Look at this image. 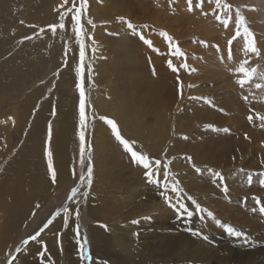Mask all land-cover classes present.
Segmentation results:
<instances>
[{
  "label": "rangeland",
  "instance_id": "rangeland-1",
  "mask_svg": "<svg viewBox=\"0 0 264 264\" xmlns=\"http://www.w3.org/2000/svg\"><path fill=\"white\" fill-rule=\"evenodd\" d=\"M56 1L57 0H53V3H50V0H47V2H45V4H50V5H54L55 3L52 17L50 15L48 20L44 22L42 21H32L31 23L23 22L24 25L27 26L28 28V30L25 32L26 35L18 36L15 27L12 28L11 26L8 27V29L5 28L4 31L1 30L2 33L3 32L4 33L0 39V58L6 56L5 54L7 52H11V50L16 49V47L19 48L18 46L19 44L22 43L24 44L26 42H33L35 39H41V38L47 40V41L44 40L45 43L38 50L39 60H40L39 64L37 66L34 65V67H32V70H30L29 72V76L25 78L24 83L20 86L19 89L17 88L15 91H13V93L10 92L6 93L7 94L6 102L4 103L3 106L1 105V108L4 110L3 112L6 114V116H10L12 105L17 104L21 96L23 97V95L32 92L35 88L40 89V96L34 99L28 117L22 123L23 125L21 126L22 127L21 134L17 135V133L16 134L12 133V137H13L12 145L8 150V154L4 159L3 164H5L12 157L17 146L22 143L25 132L30 126L31 118L33 117L34 113L39 107L41 100H43L46 97H49L50 93L55 90L62 98H65L66 100L67 99L74 100L75 125L71 133L70 142H72V144H71L69 156L71 159V166L73 168L75 177L77 178V182L74 185L70 186V191H71L73 187H77L78 184L80 183L79 176L84 174L85 165L89 160V153L87 151L84 153L85 164L82 165L81 157H80V141L77 135V132L79 131V110H78L79 91L76 87L77 76L75 72V69L79 64V45L76 41V36L71 27L70 16L66 18L65 29H57L56 33L53 34L49 28V25L59 23V13L71 7L72 0L70 1L67 0V3H65V0L63 1L60 0L58 2ZM94 1L98 5V10L101 8L105 9L107 7H110L111 8L110 15L112 16V18L110 17L97 18L99 15L98 11L97 10L94 11L91 9V2L94 3ZM135 1L138 2V0H134L133 1L134 3L131 2V0H121V3L118 2L114 4L111 0H97V1L87 0L88 3L87 13L86 15L81 17V24L84 28V32L86 33V35L81 36V39L84 41L86 45V55L84 60L85 70L82 73V84L85 90L86 101L88 104V107L86 108L88 119H87V128L85 129V135H86V142L91 145L90 159L93 166V177H92L93 182L91 186H87V182H86V186L83 185L84 188L82 187L80 189L79 193L80 192L81 193L77 195L74 198V200H68L67 197L70 193L67 192L68 188L54 195L52 199L48 202V204H46V208H44L46 209V211L43 210L37 215L36 218L30 219L27 223L28 226L26 225L23 228L22 233H20L19 235H17L18 233L15 231L17 233L16 235L18 240L17 242L14 243V246L11 250V254L8 258L14 259L15 258L14 256H17L19 253L27 254L28 250H26L25 247L31 241L29 237L35 235L36 232L40 231V229L44 227V225L48 222V220L53 217L54 213L56 212H60V214L63 213L62 209L66 207L65 206L66 203H69L70 206L74 208L73 215L76 216V212L77 211L79 212V217L76 220V224L80 225L81 240L86 238L88 241L87 250H88V254L90 255L89 250L90 251L92 250L91 248L92 241L89 236V230H90L89 224L91 225V223L94 222L95 220L94 218L93 219L90 217L87 218L88 213L86 208L88 206V197L87 195H84V193L87 192L88 194V192L91 189L94 190L100 188L102 190V193L100 195L101 197L100 196L99 197L106 202V206H109V208L106 209L108 212L106 213V215L109 216V222H106V224L110 228H112V231L116 233V235L126 237L125 225H132L133 223H131V221L133 220L129 219V222L121 221L122 219L120 215L121 212L117 211L118 209L117 207H122V206H118L119 203L115 199L114 202H112V200H109L114 198V196L109 197V195L107 194L109 191H111L112 188H114L118 192L116 196L119 195L124 196L125 194H130V196L126 195L129 203L135 201V199L138 198L136 194L140 193L141 189L147 185L148 187L153 188L154 191L153 193L151 192L152 194L151 198L154 199V197L159 196L158 201L162 200V203L164 204L163 205L161 203L162 207L163 208L164 206L165 208L167 207L166 210H164L165 208L162 209L161 207H159L160 211L157 215L158 218L156 219L162 225L164 224H166V226L171 225L173 227L172 229H174L176 224L177 227L175 228V231L177 232L176 234L178 236L181 237V235L184 234L183 235L184 239L191 240L192 238V240L199 241L200 244L196 249H203L202 251L203 253H206L208 251L212 256L218 257L219 260L230 261L229 258L237 256L239 257V261H237L236 263L249 262V264H254L256 262L253 261L255 259H258L260 261V258H262L264 253V249H263L264 246L262 247L260 245V244L264 245V236L263 239L258 238V231L263 229L262 232L264 234V227H262L264 226V216H261L256 212L255 214L249 212L243 214L241 217L242 220L248 221L250 218L254 220L252 226L249 227L247 224L237 223L232 221L230 217L224 213L222 208L219 207L215 208L214 206L216 204L218 205L216 197L223 199L227 202L232 201L233 195L235 194L234 192L236 191L232 189L233 187H231L233 181H236L237 183V191H236L238 193L237 196L241 198V201L237 202V206L239 204L242 207H246V208L249 207L250 211L253 212L252 208L256 207L253 197H258L260 199L264 198V191L258 192V187L263 188L259 184V179L262 178L260 174L264 173V165L263 166L261 165L263 164L261 162H264V154H263L264 126H262L259 120H254L253 122H249L247 119V117L252 113L258 112L260 114H264L261 113L264 112V99H263L264 94L262 93L264 89H260L261 90L260 91L255 87L257 83L264 84V80L262 82V80L260 79L261 69H259V65L260 66L264 65V51L262 46V43L264 44V23L261 24V22L258 19V17L260 18L264 17V12L261 13L260 7H257V4L260 5V3L261 6L264 7V3H263L264 0H256V6H254L255 5L254 1L249 2V4L243 5L245 3L241 2L240 0H222V2L228 3L232 6V11L230 13L232 19L229 22L228 28H225L219 21H217L215 19V15L220 14L222 18H228V17L225 16L222 11L217 10V12H214L213 9L215 8V4L209 3V0H203L201 8H196L195 6H193L192 11L188 10L187 0H160V1L143 0V2L147 1L148 6L152 10L156 12L158 11L161 12V17H160L161 19L166 18V16L172 19L175 18L174 19L175 21L173 23L174 24L173 31L175 35L181 34V36H183L182 38H176V36L173 33H169L162 28L156 29L154 23H151L148 20L137 21V16H136L137 14L134 10L136 8ZM76 2L78 6L79 0H76ZM196 2H200V0H193L194 4ZM56 3L59 5H57ZM156 3L159 5V7L157 6ZM61 5H63V7H61ZM24 8H27L25 7V0H15L13 7L4 9V13H3L4 18L15 19L14 24L17 27L20 24H23L21 23V21H23V19H21V15L24 13L23 12ZM237 8L240 10L241 15L244 16L246 26L253 34L255 45L260 53L259 56H256L255 54L252 53H249L247 56L243 54L244 41H243V37L241 36L238 37L237 40L233 41V44L231 46L232 59H228V54H229L228 40L231 39V37L235 34V30H236L235 12ZM251 13L253 15H256V26L258 24V27H260L262 31L259 34L255 29L254 22H252L249 17ZM54 14L57 16H55ZM118 17H124L126 20L130 21L136 27L137 32H143L144 33V34L142 33L143 36L145 38L147 37L146 39L152 41V47L150 48L147 45H145L142 42V40L139 38V36L135 35L132 32V30H129L125 26V24H122L117 19ZM89 20L93 22L95 27H93L92 24L88 23ZM218 23L220 24V26L218 25ZM230 24L232 25L231 29H230ZM118 25L120 26V30H121L119 32H117L115 30L116 28H114L117 27ZM41 29H43V31H41ZM113 30L115 31L113 32ZM162 31L167 32L168 35H170L173 38L175 44L178 45L180 50L185 54L183 57L177 59L175 56L171 55L169 52V44H167L165 41H164L165 43L163 44L165 48H163V50L162 47L159 48V46H157L158 38L159 40L162 39L161 38L162 36L159 35V33ZM184 32L187 34H185ZM25 37H31V38L25 39ZM89 37H91V39H89ZM121 38L125 40L123 42L126 45L125 47L128 46L126 50L122 48V46H120L119 40H121ZM163 40L165 39L163 38ZM201 41L205 42L207 46H205V44H201ZM145 46L148 48L149 54ZM128 48L129 49L131 48L130 49L131 51H129ZM134 52H135V57L132 56L134 55ZM241 54H243V58ZM167 56L169 57L168 58L169 60L170 59L172 60L173 65L178 68V71L175 72V74L179 72L177 80L179 82V85L183 86L181 99L182 100L185 98L186 99L183 100L184 104L177 110H174L175 108L174 106L177 103H179L178 98H176V100L172 105L168 104V107L171 108L174 107V108L170 111L171 113V115H169L170 117L167 115L170 124L166 136L169 140L168 142L164 143L166 148L164 150H161L162 148L160 149V147L155 146L153 143L159 142V140L158 141L155 140L156 138H160L159 136L162 133V129L159 126V124H156V121L154 120L155 117L152 116L150 112H148L149 111L148 102L150 101V104L152 103L153 105V104H157L158 101L165 99L166 97L163 94L165 93L163 92V88L164 89L166 88L165 90H169L170 93L172 94L175 93V91L180 92L178 91L180 87L176 88L174 82H170L168 80V83L165 84L166 82L165 78H167L166 76L161 75L162 76L161 81H164L163 87L159 86L160 82L157 83L152 82L154 80L155 75L153 74L154 69L152 67L151 60L153 61L158 59L159 63H161L163 62V57H167ZM242 59L243 60L247 59L249 62L247 67L248 68L250 67L249 69L251 68L257 69V73L253 77L252 83L249 82L243 88L240 87L241 89L238 87L239 85H237L234 82V80L231 81L232 83H234V85L236 84L235 88L239 92L236 91L237 94L230 93L234 89V86L231 85V82H229L228 79L229 78L236 79L238 77L236 74H234L233 68H236L237 65L240 63V60ZM65 60L67 61V64L65 63ZM183 63H186L188 65L187 70L179 67ZM164 64L166 65L167 62H165ZM231 66L232 69H230ZM65 67L69 69L68 71L70 72L71 75L70 82L73 83H70V85L64 87L58 85L57 73L59 70ZM89 68L90 71L88 70ZM191 69H195V71H191ZM220 71L222 77L220 76ZM131 72L133 73L132 76H131ZM208 75L220 76L219 79L224 78L226 83H230V86L220 89V86L223 83L210 82L209 79L207 80L208 82L205 79L204 80L198 79L199 77L208 76ZM147 85L152 89L155 88V90L158 89L159 86L161 89V97H159L158 99H153V97L151 96H153L156 93V91L150 92L149 94L147 90L148 87ZM190 85L192 86V88L189 87ZM229 87L231 88L230 90ZM188 89L192 90L191 92L192 95L190 94L189 97L185 95ZM249 89L250 90L254 89V91H248ZM145 90H147V92ZM241 91L244 94L241 93ZM254 93L255 95H253ZM259 93L262 94L259 95ZM144 95L149 96V98L145 97ZM138 96L139 98L141 96L145 98L143 99V103L140 105L138 112H136L133 109V107L135 108L134 99L135 97L138 98ZM236 96L239 98L237 99ZM244 96L249 97L248 101H245L243 99ZM119 98L121 99L120 102L121 112L116 109L117 104H119ZM229 100L232 102L231 103L232 105L229 104ZM237 101H239L240 103L238 104ZM109 103H113V104H109ZM105 104L106 107H110V108H106ZM193 106L195 107V109L196 106H198V108L202 109L203 111L204 108H209L213 113V114L210 113L212 116L210 114H207L210 120L209 119L207 120V118L205 120H203L202 118L200 119L196 118V116L198 115L194 112L195 109L193 108ZM235 107L240 111L239 110L237 111ZM249 109H251L253 112L250 113ZM95 110L99 111L98 113L99 115L96 113ZM105 110L106 112H104ZM143 110L145 112H143ZM243 110L245 113L243 112ZM117 111L121 116L117 115ZM214 113L216 114L218 113V115L215 118L213 117L215 116ZM100 116H105L109 119H112L116 123L118 121L117 125L120 134L122 135L123 138L129 141H135V150L148 155L153 160L160 159L162 163L167 162L166 160L168 161L172 160V157H169L167 159L165 158V155L168 148L171 147L170 145L172 144L174 139L181 140L182 144L179 145V147L181 148L183 146L181 148V151L183 152L175 156L179 159L177 167L174 168L176 172L173 171L174 169L170 164L168 171L170 173L171 180H173L171 181L172 184L175 181H178L179 188L183 190L179 195V202L185 204L188 211L193 212L191 218L187 217L186 214H178L176 210H174L175 211L174 212L172 209H170V207H168V205L165 203L164 198H162L163 197L161 195L162 192L160 193V191L156 189L157 186L151 184L148 181V179L144 175V169L141 166H138L131 162V158L129 154L124 152L123 147L120 144H117L118 147L113 148L110 151V153L106 154L105 156L106 163H108V167H110V171H111L109 172L110 178L104 179L101 183L97 184V181L100 179V175L102 173L107 174L106 171L102 170V166L104 162L103 160L102 161L98 160V155H96L95 142H94L96 138V133L98 131L96 121L97 120L102 121L99 119ZM217 118L222 119L221 123L216 122L215 119ZM241 120L243 122H241ZM55 121L57 122V120ZM103 125L106 124L103 122ZM177 125H179L180 130L175 128L177 127ZM208 125H211V127H207ZM152 127H153V131L151 129ZM101 128H104L103 130H107L109 133L111 131V129L108 126ZM225 129H227V131H225ZM143 134L147 139L144 138ZM107 135L109 137L108 133ZM245 136H247L248 138L246 139ZM207 142H211L214 145V147H205V143ZM198 146H200L201 148H205L204 152H202V150L199 149ZM260 150L263 153L260 152ZM196 155H198V157L200 156L203 157L202 158L203 163L199 164L196 162L194 158ZM240 155L245 159H241ZM189 156L192 157V162H193L192 164H190L185 159V157H189ZM221 156H223L222 160H221ZM118 157L120 158L119 160ZM215 158H218V161H215L216 160ZM210 161L214 163H220L221 166L216 167L215 166L216 164H214V166L212 164L210 165L209 164ZM117 163H121V164H117ZM193 164L195 165V168L200 169L199 172L195 170ZM208 169L211 171H209ZM134 170L138 171L137 175L134 174ZM212 172L221 173V175L224 178L223 181L220 182L219 180H217ZM249 175L252 176L251 183H249L248 180ZM194 176H195V181L197 178L196 182L200 184H204L205 188L207 189L208 187L209 189V190L207 189V191H202V195L205 196L207 195V193H209L212 194L213 196L215 195V198L207 199L208 201L207 200L205 201L204 196L203 197L195 196L190 192H188L187 187L183 184L182 181L184 179L187 180L189 178L190 180H192ZM137 177H139L140 180H138ZM238 187L241 188L242 190L245 189V191H242L241 189L240 191ZM225 188L226 191L223 190ZM231 192L233 193L232 195ZM243 192H245V194ZM115 193L116 192H114L113 194L111 193V195H114ZM189 196L192 197L201 206V208L205 209L206 211L197 213L195 210V206L192 204L191 200L188 199ZM106 198H108L107 201ZM118 198L120 199L121 197ZM227 198L230 199L228 200ZM152 199L148 201L149 205L145 207L150 208V205L156 203ZM138 201H136V203ZM145 201L146 200L143 199L142 202ZM175 201L176 202L174 203L177 204V194L175 197ZM245 202H247V205L248 203L250 205L246 206L244 204ZM141 207L139 206V208ZM68 209H69L68 212V220H69L70 216L72 215V210L70 208ZM123 210L124 213H127V211H125V208H123L121 211ZM140 210L141 209H139V211ZM207 212H211L213 215L209 217L207 215ZM256 216L258 218L259 217L263 218L261 219L262 222L257 221L261 224L260 228H258L257 226L256 220L258 219H256L257 218ZM145 217H149V216L144 214L140 217H136V219L142 220ZM41 218L43 219L42 223L39 222ZM167 218L173 221L171 222ZM147 220L153 221L151 217L150 219ZM217 221H219V224L217 223ZM39 223L41 224L38 226ZM177 223H180V225L179 224L177 225ZM225 224L234 227L237 231H241L242 236L236 237L229 235L222 228V225ZM203 228L204 230H202ZM215 228L221 231L217 232ZM169 230L171 229H168V231ZM193 233H199V235L192 236ZM205 236L207 237L206 240L203 239V237ZM24 240H28V243L27 244L22 243V241ZM17 248H19L20 250L16 251ZM106 259H108L109 261ZM83 262H84L83 264H96V261L92 257L90 260H83ZM98 262L102 264L117 263V261H114L113 258L110 259L105 256L99 259ZM119 262L120 261H118V263ZM130 264H137V263H130ZM257 264H262V262L260 261V263Z\"/></svg>",
  "mask_w": 264,
  "mask_h": 264
},
{
  "label": "bare ground",
  "instance_id": "bare-ground-1",
  "mask_svg": "<svg viewBox=\"0 0 264 264\" xmlns=\"http://www.w3.org/2000/svg\"><path fill=\"white\" fill-rule=\"evenodd\" d=\"M58 1H60V0H57L56 2H58ZM111 1L114 4L118 3V2L121 3V0H111ZM133 1L131 0V2H133ZM139 1L140 0H138V2L135 1L136 2L135 3L136 8L134 9L136 14H137L136 15L137 21H142V20L147 21L148 20L149 22L154 23L156 29L162 28V29L166 30L167 32L173 33L175 35V33L173 31V26H174L173 23L175 21L174 20L175 18L172 19V18L166 16V18L161 19L160 18L161 12H159V11L156 12V11L152 10L148 6L147 1H145V2H143V0H141L140 2ZM240 1L245 3L243 5L249 4V2L254 1L255 2L254 6H256V0H240ZM13 2H15V1L14 0H0V39L4 33V32L2 33V31H4L5 28L8 29V27H10V26L12 28L15 27L16 33L18 34V36L26 35L25 32L28 30V28H27V26L24 25V23H31L32 21L44 22V21L48 20L50 15L52 17L54 5H55V3H54V5L45 4V2H47V0H28V7L26 9V12L24 14L21 13L22 14L21 19H23L24 23L20 24L18 22L20 25L16 27L14 24L15 19H13V18L7 19V18H4V16H3L4 9H8L10 7H13ZM52 2H53V0H52ZM131 2H129V3H131ZM103 3H104V1H103ZM61 4H62V2H61ZM123 4H125V3H123ZM57 5H59V4H57ZM89 6H90V3H89ZM157 6L159 7L158 4H157ZM257 7H260L261 13L264 12V7L261 6V3H260V5L257 4ZM91 9L94 11L95 10L98 11L99 15L97 18H107V17L112 18V16L110 15V13H111L110 7H107L105 9L101 8L98 10V5L94 1V3L91 2ZM116 9H115V11H116ZM118 13H120V12H118ZM116 15H118V14H116ZM55 16H57V15H55ZM257 16H259V15H257ZM249 17H250L251 21L254 22L255 29L258 32V34L261 33L262 31H261L260 27H258V24L256 26V15H253L251 13L249 15ZM258 19L261 22V24L264 23V17L263 18L258 17ZM218 25L220 26L219 23H218ZM216 26H217V24H216ZM231 26L232 25L230 24V29H231ZM114 28H116L115 30L117 32L121 31L119 25L117 27H114ZM122 28H123V26H122ZM115 30H113V32ZM141 33H143V32H141ZM185 34H187V33H185ZM175 36H176V38H182L183 37V36H181V34H177ZM158 37H160V36H158ZM2 38H4V37H2ZM161 38L162 39H160V40L158 38L157 46H159V48L162 47V50H163V48H165L163 46V44L165 42L168 44V42L166 40H163V37H161ZM44 40H45L44 38L43 39L41 38V39H35L33 42H26L24 44L23 43L19 44L18 45L19 48L16 47V49L11 50V52H7L5 54L6 56H4L3 58H0V264H83L84 263L80 259V256H79V246L77 244V236H76V233L74 231L77 217L75 215H73L74 214L73 213L74 208L71 207L69 203H66L65 206L72 210V215L70 216L67 225H65V222H64V218H63L64 214L61 213L60 215L56 216L52 220V223L49 224L47 228H44V230L40 233V235L35 240H31L27 244V246L25 245L26 246L25 249L28 250L27 254L19 253L17 256H14L15 257L14 259L8 258L11 254V250L14 246V243L17 242V240H18L17 235L22 233L23 228L27 225L28 221L30 219L36 218L37 215L41 211H43V210L46 211V209H44V208H46V204H48V202L52 199V197L54 195L58 194L59 192L65 190L67 188H68L67 192L69 193L70 192V186L74 185L77 182V178L75 177L73 168L71 166V159L69 156V152H70L71 144H72V142H70L71 133H72L73 127L75 125V122H74L75 121L74 120V111H75L74 100H68V99L66 100L65 98H62L55 90L50 93L49 97H46L43 100H41L39 107L37 108L36 112L34 113L33 117L31 118L30 126L27 129V131L25 132L24 139H23L22 143L17 146L12 157L5 164H3L4 159L6 158V156L8 154V150L10 149V147L12 145V141H13L12 133H15V134L17 133V135L21 134V130H22L21 126L23 125L22 123L25 121V119H27L28 114L30 112V108L32 107V104L34 102V99L36 97L40 96V89L35 88L32 92H30L26 95H23V97L21 96L19 102L17 104L12 105V110H11L10 116H6V114L3 112L4 110L1 108V105L3 106L4 103L6 102V98H7L6 93H9V92L13 93V91H15L17 88L19 89L20 86L24 83L25 78L29 76V72H30V70H32V67H34V65L37 66L39 64L40 60H39L38 50L43 46L45 41H47V40H45V41ZM124 41L125 40L123 38H121V40H119V43H120V46H122V48H124L126 50L128 46L125 47L126 45L123 43ZM45 45H47V44H45ZM262 46H263V51H264V44L263 43H262ZM130 49L128 48L129 51H131ZM146 49L148 52L149 50L147 47H146ZM133 51H135V50H133ZM148 54H149V52H148ZM243 54H241L242 58H243ZM132 56L135 57V52H134V55H132ZM168 58H169L168 56L163 57V62H161V63H159L158 59L152 61L150 58L151 63H152V67L154 69L153 71H155V74H154L155 77H154V80L152 82L153 83L154 82H156V83L160 82L159 86L163 87L164 81H161V77L166 76L167 78H165L166 79L165 84H167L168 80H169L170 82L175 83L176 88H179L180 85H179V82L177 80L179 72L177 74H175V72L171 71L167 67V64L166 65L164 64L165 62H167V60H169ZM219 67H220V64H219ZM216 69H218V68H216ZM230 69H232V66ZM233 69H235V68H233ZM259 69H261L260 70L261 73H264V65L263 66L259 65ZM68 70L69 69H67L65 67V68L58 71L57 83L59 86L61 85V86L65 87V86L70 85V83H73V82H70L71 75H70V72ZM132 74L133 73L131 72V76H132ZM220 76H221V71H220ZM220 76H217V75H212V76L210 75L209 76L208 75V76L199 77L198 79H203V80L205 79L206 81L209 79L210 82L223 83L220 86V89L227 87V86H230V83H226L224 78L219 79ZM238 78L239 77H237L236 79H238ZM236 79L235 78L234 79L229 78L228 81L231 82L234 80V82H235ZM262 82H263V80H262ZM251 83H252V81H251ZM254 83H256V82H254ZM180 84H182V83H180ZM191 85H193V84H191ZM231 85L234 86V89L230 93L237 94L236 93L237 90L235 88L236 84L234 85V83L231 82ZM159 86H158V89H156V90H155V88L152 89L149 86L147 87L149 94H150V92L156 91V93L153 96L150 95L151 97H153V99H158L159 97H161V89ZM238 87L240 88V86H238ZM191 88H192V86H191ZM165 89L163 88V92H165L163 94L165 95V97L167 99L165 98L163 100H160L157 102V104H153V105H152V103L150 104V101L148 99V101H149L148 102V106H149L148 112H150L151 115L155 117L154 120L156 121V124H159V126L162 129V133L160 132L161 135L160 134H159L160 136L158 135L160 138H156V140H155V141L159 140V142L153 143V144L157 147H160V149L162 148L161 150H164L166 148L164 143L168 142V140H169L166 136L168 128H169V124H170V122L168 121L167 115L168 116L171 115L170 111L174 107H175L174 110L179 109L184 104L183 100L186 99V98L183 100L181 99L182 96H181L180 92L175 91V93L172 94V93H170L169 90H165ZM167 89H168V87H167ZM230 89L231 88L229 87V90ZM23 90H22V92H23ZM147 90H145V91L147 92ZM244 90H242V91H244ZM242 91H241V93H243ZM248 91H254V89L253 90L249 89ZM191 92H192V90L188 89L187 93L185 95L189 97ZM237 92H239V91H237ZM255 92H256V90H255ZM262 93L264 94V91ZM262 93H259V95H261ZM193 95H195V94H193ZM253 95H255V93ZM144 96L149 98V96H146V95H144ZM144 98L142 96L140 98H139V96H138V98L135 97V99H134L135 100L134 101L135 108L133 107V109L136 112H138V109H139L140 105L143 103ZM176 98L179 99V103H177L173 108L168 107V104L172 105L174 103V101L176 100ZM234 98H235V96H234ZM236 98L238 99L239 97L236 96ZM253 98H254V96H253ZM131 99H133V98H131ZM263 99H264V97H263ZM120 102H121V99L119 98V104H117L116 109L121 112ZM231 103L232 102L229 100L230 105H232ZM237 103L239 104L240 102L237 101ZM109 104H113V103H109ZM195 104H197V103H195ZM105 107H106V104H105ZM106 108H110V107H106ZM193 108L195 109L194 106H193ZM238 110L239 109H237V111ZM53 111H55V115L52 114ZM95 111L97 114L99 113L98 110H95ZM118 111H117V115L121 116L118 113ZM104 112H106V110ZM143 112H145V111L143 110ZM194 112L198 115V116H196V118H198V119L202 118L203 120H205L206 118L208 120L209 118H208L207 114L212 113V111L209 108H204V111H203L202 109L198 108V106H196V109L194 110ZM243 112H244V110H243ZM246 112H248V111H246ZM261 113H264V112H261ZM7 114H9V113H7ZM214 114H215V116H213V117L215 118L218 115V113L217 114L214 113ZM9 117H12V119L9 120L8 119ZM125 118H126V116H125ZM55 120H57V122ZM215 120L217 123H221V121H222V119H220V118H217ZM96 122H97V127H98V131L96 133V138L94 141L95 142L96 155H98L99 161L103 160L104 164L102 166V170L106 171V173H107V174L102 173L100 175V179L97 181V184H98V183H101L104 179L110 178L109 172H111V171H110V167H108V163H106V160H105L106 157L105 156H106V154H109L113 148L118 147L117 144H119V143H116L117 141H115L114 140L115 138L112 137L113 135H112L111 131L109 133L107 130H103L104 128H101V127H107L106 125H103L102 121L97 120ZM241 122H243V121L241 120ZM49 123H51V127H52V138L49 142V147L53 153V166H54V169L57 173V181L55 183L52 182L51 177L49 176V174L47 172V161L44 157V145H45V140L47 139ZM117 123H118V121H117ZM153 123H154V121H153ZM175 128L180 130L179 125H177V127H175ZM151 129L153 131V127ZM104 131H105V133H104ZM107 133L109 134V137H108ZM143 136H144V134H143ZM144 138H146V137L144 136ZM254 138H256V137H254ZM217 140H219V139H217ZM144 141H145V139H144ZM181 144H182V142L180 139H174V141L170 145L171 147L168 148L166 155H165V158H167V159L169 157H172V160L170 161L169 164L172 166L173 169L177 167L178 162H179V159L175 156L183 152V151H181V148L183 146L181 148L179 147V145H181ZM221 146H223V145H221ZM198 147H199V149L202 150V152H204L205 148H201L200 146H198ZM205 147H214V145L211 142H207V143H205ZM153 150H154V148H153ZM155 150H157V149H155ZM242 150H244V149H242ZM260 152H262V151L260 150ZM116 156H115V158H116ZM222 157L223 156H221V160H222ZM240 157H241V155H240ZM194 158H195L197 163H199V164L203 163V161H202L203 157L202 156L198 157V155H196ZM119 159L120 158L118 157V160ZM215 159H216L215 161H218V158H215ZM241 159H245V158L241 157ZM122 161H123V159H122ZM166 161L169 162L168 160H166ZM261 163H263V164H261L263 166L264 162H261ZM117 164H121V163H117ZM209 164L210 165L212 164L213 166H214V164H216L215 165L216 167L221 166L220 163H214L212 161H210ZM261 165H260V167H261ZM98 171H99V169H98ZM173 171L176 172L175 169ZM203 171H205V170H203ZM84 174H86V167L84 168ZM134 174L137 175L138 171L134 170ZM137 179L140 180L139 177H137ZM153 179L155 181H158V182L151 183V184H154L155 186H157L156 189L158 191H160V193L166 192V194L171 198L172 203L176 204V203H174V202H176L175 201L176 193H173L171 191V185H172L171 181H173V180H171V176H169L168 180L165 181L164 176H163V168H162L160 173L157 174L155 177H153ZM196 181H197V178H196ZM196 181H195V176H194L192 178V180H190V178H189L187 180L184 179L182 182L187 187L188 192H190L191 194H193L195 196L203 197L204 195H202V191H207L208 187L206 189L204 184H200ZM165 183H167L169 185V187L167 189L164 188ZM83 185L86 186V181H83V182L80 181V183L78 184L77 187L79 189H81L82 187L84 188ZM108 185H109V183H108ZM231 187H233L232 188L233 190L237 191L236 181H233ZM240 189L241 188H239V190ZM111 191H109L107 195H109V197L114 196V198L109 199V200H112V202H114V199H115L119 203L118 206H122V207H117L118 208L117 211L121 212L120 215H121L122 219H124V220L121 219V221H128L129 222V219L130 220H138V219H136V217H140L144 214L151 217L153 219V221H149L147 219L138 220L139 223H137V224L125 225L126 226V229H125L126 237L116 235V233H114L112 231V228H110L106 224V222H109V216L106 215V213H108L106 209H108L109 206H106V202L100 198L102 190L100 188H97L94 190L91 189L87 194L88 206L86 209H87V213H88L87 218L90 217L92 219L94 218V220H95L94 222L91 223V225L89 224V229H90L89 230V236H90L91 241H92V247H91L92 250L91 251L89 250V252H90V256L96 261V264H102V263L98 262V260L103 258V256L110 258V259L113 258L114 261H117V263H118V261H120L122 264H130V263H137V264H234V262H235V264H249V262L236 263L237 261H239V257H237V256L229 258V260L231 261L230 262V261L219 260L218 257L212 256L208 251L206 253H203L202 252L203 249H196L198 247V245L200 244L199 241L192 240V238H191V240L190 239H184L183 233H182L183 235L180 234L181 237L176 234L177 233L175 231V228L177 227L176 224H175L174 229H172L173 227L171 225H169V226L168 225L166 226V224L162 225L159 221H157L156 218H158L157 215L160 211L159 207L164 209L165 206H164V208L162 207V205H161L162 200L158 201L159 196L154 197V199L151 198L152 197L151 192L152 193L154 192L153 188H150L146 185L145 187H143L141 189L140 193L136 194V196L138 198L135 199V201H132L129 203H128L126 195L130 196V194H125L124 196H120V195L116 196V194L118 192L114 188H112ZM236 191L234 192L235 194L233 195V199L231 202H227L223 199L216 197L218 205L216 204L214 207L215 208H217V207L222 208L224 213L226 215H228L232 221L237 222V223H244V224H247L249 227H251L254 220L250 218L248 221H244L241 219V217L243 214H245L247 212L254 213V214H255V212H251L249 207L248 208L242 207L239 204L237 206V202L241 201V198L237 196L238 193ZM242 191H245V189ZM263 191H264V187L263 188L258 187V192H263ZM114 192H116V193L114 195H111V193L113 194ZM232 192H231V195L233 194ZM251 192H253V191H251ZM80 193L78 192L77 195H79ZM243 193L245 194V192H243ZM224 194H225V192H224ZM118 197H121V198L119 199ZM201 197H199V198H201ZM211 198L212 199L215 198V195L213 196L212 194L207 193V195L204 196L205 201L207 199H211ZM143 199H145L146 201L142 202ZM150 199H152L154 202H156L155 204L150 205L151 209L145 207V206L149 205L148 201H150ZM107 200H108V198H106V201ZM260 200H261V203H264V198H262ZM136 201H138V202L136 203ZM244 204L246 206L250 205L249 203L247 205V202H245ZM37 205H39V207H37ZM139 206L140 207L142 206L144 208H142V207L139 208ZM232 207H235V208H232ZM123 208H125V211H127V213H124V210L121 211ZM138 208L141 210L139 211ZM166 208L164 210H166ZM242 208H244V209H242ZM170 209H172L174 211L173 208L170 207ZM166 213H167V211H166ZM256 213H258V211ZM160 214H161V212H160ZM251 217H252V215H251ZM256 219H258V220H256V222L257 221L262 222L261 219H263V218L257 217ZM163 220H165V219H163ZM226 220H227V218H226ZM87 221H88V219H87ZM169 221H171V220H169ZM39 222L42 223L43 219L41 218V220ZM41 223H39L38 226ZM178 224L180 225V223H177V225ZM255 225H256V223H255ZM260 225L261 224L259 222H257L258 228H260ZM262 227H264V226H262ZM168 229H171V230L168 231ZM206 229H207V226H206ZM128 230H129V232H128ZM202 230H204V228ZM262 230L258 231V229H257L259 239L260 238L263 239L264 234H263ZM216 231L218 232L221 230L216 229ZM254 231H256V230H254ZM208 233H210V232H208ZM192 236H194V235H192ZM260 245L262 247L264 246L263 244H260ZM200 246H202V245H200ZM257 248H259V247H257ZM106 260H108V259H106ZM251 261H253V260H251ZM260 261L262 262V264H264V253H263L262 258H260ZM260 261L258 259H255L253 262H256L254 264H257V263H260Z\"/></svg>",
  "mask_w": 264,
  "mask_h": 264
},
{
  "label": "snow or ice",
  "instance_id": "snow-or-ice-1",
  "mask_svg": "<svg viewBox=\"0 0 264 264\" xmlns=\"http://www.w3.org/2000/svg\"><path fill=\"white\" fill-rule=\"evenodd\" d=\"M65 3H67V0H65ZM187 3H188V10L192 11L193 6H195L196 8H201L203 0H200V2H196L195 4L193 3V0H187ZM209 3L215 4V8L213 9L214 12H217V10L222 11L224 13V15L228 17V18H222V16L220 14L215 15V19L217 21H219L225 28H228L229 22L232 19L231 15H230V13L232 11V6L228 3L222 2V0H209ZM61 7H63V5H61ZM87 9H88L87 0H79L78 6H77L76 0H72V6L67 8L65 11H61L59 13V23L49 25V28L53 34L56 33L57 29H65L66 18L70 16L71 27H72V30H73L75 36H76V41L79 45V64L76 67L75 72H76V76H77L76 87L79 91V105H78L79 131L77 132V135H78L79 141H80V157H81V164L82 165L85 164L84 153L86 151L89 153V160L85 165L86 174L80 175L79 180L82 182L86 181L87 186H91V184L93 182V180H92L93 166H92L91 159H90L91 145L86 142V135H85V129L87 128V119H88L87 113H86V108L88 107V104L86 101L85 90H84V87L82 84V73L85 70L84 60H85V55H86V45H85L84 41L81 39V36L86 35V33L84 32V28L81 24V17L86 15ZM117 19L122 24H125L128 29L132 30V32L135 35L139 36V38L142 40V42L145 45H147L150 48L152 47V41L149 39H146L141 32H137L136 27L130 21L126 20L124 17H118ZM21 23H23V21H21ZM88 23L92 24V26L95 27V25L93 24V22L91 20H89ZM235 26H236L235 34L231 37V39L228 40V45H229L228 59H232L231 46L233 44V41L237 40V38L241 37V36L243 37V41H244L243 52H244L245 56H247L249 53H252V54H255L256 56H259L260 53H259V51L255 45V42L253 39V34L250 32V30L246 26L245 18L243 15H241L240 10L238 8L236 9V12H235ZM41 31H43V29H41ZM159 35L162 36L168 42L169 52L171 55L175 56L177 59H179L180 57H183L185 55L180 50L179 46L175 44V42L173 41V38L170 35H168L167 32L162 31L159 33ZM30 38L31 37H25V39H30ZM89 39H91V37H89ZM201 44H205V42L201 41ZM205 46H207V45L205 44ZM65 63L67 64L66 60H65ZM247 65H248L247 59L241 60L240 63L238 64V66L233 70L234 74H236L239 77L238 79H236L235 82L241 88H243L246 84L251 82L253 77L257 73V69H255V68L249 69L247 67ZM167 67L169 69H171L173 72L178 71V68L173 65V62L171 59L167 61ZM179 67L184 68L186 70L188 69V65L186 63L181 64ZM88 70L90 71V68ZM191 71H195V69H191ZM153 74H155V71L153 72ZM260 79L264 80V73L260 74ZM182 87L183 86L180 85V89H178V91H180L181 95H182ZM190 87H191V85H190ZM255 87L257 89H264V84L257 83L255 85ZM243 99L245 101H247L248 97L244 96ZM249 112L252 113V110L249 109ZM52 114L55 115V111H53ZM8 119L11 120L12 117H9ZM99 119L102 120L111 129L112 135L114 136L115 140L123 147L124 152L129 154V156L131 158V162L138 165V166H141L145 170L144 175L150 183L158 182V181H155L153 179V177H155L157 174H159L162 168H163L164 179H165V181L168 180V178L170 176V173L168 171L170 161L162 163V161L160 159L153 160L148 155L143 154L141 152H138L137 150H135V141H129V140L123 138L122 135L120 134L118 125L114 120L109 119L105 116H100ZM247 119L249 122H253L254 120H259L261 122L262 126H264V114H260L258 112L252 113L247 117ZM207 127H211V125H208ZM225 131H227V129H225ZM51 138H52V127H51V123H49L47 139L45 140V145H44V157L47 161V172H48L49 176L51 177L52 182L55 183L57 181V173H56L54 166H53V153L49 147V142H50ZM245 138L247 139L248 137L245 136ZM185 139H186V137H185ZM185 159L190 164L193 163L192 157H190V156L185 157ZM193 167L195 168L194 164H193ZM195 170L197 172L200 171L199 168H195ZM209 171H211V170H209ZM213 175L220 182H222L224 179L223 176L221 175V173H219V172H215V173H213ZM260 176L262 178L259 179V184L261 187H264V173H261ZM173 179H174V177H173ZM248 180H249V183H251V180H252L251 175H249ZM178 185H179L178 181H175L171 185V191L173 193L177 194L178 206H177V204L172 203L171 198L165 192H162L161 195L163 196L165 203L169 207L176 210L178 214H186L187 217L191 218L193 215V212L188 211L185 204L179 202V195L183 190L180 189ZM168 187H169V185L167 183H165L164 188L167 189ZM223 190L226 191V188ZM79 191H80V189L78 187H73L71 189L68 197H67L68 200H74V198L77 196V193ZM84 195H87V192H85ZM188 199L191 200L192 204L195 206V210L197 213H201V212L206 211L205 209H202L201 206L192 197L189 196ZM253 200L255 201L256 207L252 208V211L253 212L258 211V213L261 216H264V203H261V200L258 197H253ZM37 207H39V205H37ZM62 211L64 213L63 218H64L65 225H67L69 209H68V207H64L62 209ZM58 215H60V212L54 213L53 217L48 220V222L44 225V227L41 228L40 231L36 232L35 235L29 237V239L35 240L40 235V233L44 230V228H47L48 225L52 223V220ZM207 215L209 217H211L213 214L211 212H207ZM76 216H77V218L79 217L78 211L76 212ZM144 219H150V217H145ZM131 223L137 224V223H139V221L133 220V221H131ZM217 223L219 224V221H217ZM222 228L229 235L236 236V237L242 236L241 231H237L234 227H232L230 225H227V224L222 225ZM74 231H75L76 236H77V244L79 246L80 259L82 261L83 260H90L91 257L88 254V250H87L88 241L86 238L83 240L80 239V225L79 224L75 225ZM193 235H199V233H193ZM203 239L206 240L207 237L205 236V237H203ZM22 243L27 244L28 240H24V241H22ZM19 250H20L19 248L16 249V251H19Z\"/></svg>",
  "mask_w": 264,
  "mask_h": 264
},
{
  "label": "crops",
  "instance_id": "crops-1",
  "mask_svg": "<svg viewBox=\"0 0 264 264\" xmlns=\"http://www.w3.org/2000/svg\"><path fill=\"white\" fill-rule=\"evenodd\" d=\"M14 1H15V0H14ZM14 3H15V2H13V4H14ZM50 3H53L52 0H50ZM25 7H28V0H25ZM26 9H27V8H24V11H23L24 13L26 12ZM24 13H23V14H24ZM3 16H4V15H3Z\"/></svg>",
  "mask_w": 264,
  "mask_h": 264
}]
</instances>
